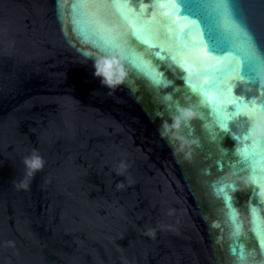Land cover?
<instances>
[{
  "label": "snow or ice",
  "instance_id": "snow-or-ice-1",
  "mask_svg": "<svg viewBox=\"0 0 264 264\" xmlns=\"http://www.w3.org/2000/svg\"><path fill=\"white\" fill-rule=\"evenodd\" d=\"M81 5H74L73 14L77 13L78 8ZM163 7V5H161ZM172 12L177 14V19L179 21L180 17H183L184 23L179 29L180 35H187L191 41V44L185 43L183 47L189 52L193 48L199 49L203 57H208L212 53H235L240 59H233L229 62L228 67L236 69V76L230 80H225L227 72H220L219 75L212 78V80L205 81V86L214 88L217 90L219 98L225 99L227 97V103L223 105V111L231 112L233 115L230 117H224L219 119L220 128L226 133L228 131V122L239 116H246L250 123L249 116L245 115L246 111L252 110L255 107L253 101H246L245 99H238L234 95V82L242 81L245 79L258 80L259 77L253 79L251 75L254 66L257 63H261V59L258 57L254 45L253 37L248 30L247 24L245 22L244 16L240 9L237 7V0H178V3L171 5ZM168 13H166L167 15ZM207 22V23H206ZM105 44L109 46H115L111 40L104 41ZM147 43V41H144ZM153 47H156L153 45ZM162 51V50H161ZM157 56L160 55L159 52L156 53ZM264 56V53H261ZM169 60H176L175 56H169ZM135 63V61H133ZM221 62L217 61V64L213 66L216 70H219ZM137 67L141 70H146V66L142 64H137ZM194 65L188 64L186 59H182L179 68L183 69L185 72L189 71ZM244 73V75H242ZM147 75L155 80V76L151 71H147ZM185 83H188L185 80ZM189 87L196 90L195 85L189 84ZM226 94V96H225ZM206 101L208 103L214 102L215 98L208 97L205 93ZM234 106V111H229L228 106ZM247 133V132H246ZM246 133L240 136H234V139L241 145L245 142H250L256 144L258 141L251 139ZM241 157L242 162L249 163L252 159L251 154L245 149L238 152ZM226 188L235 191L234 184H228L225 187L218 189L217 194L222 195L225 206L228 208V220L230 221L232 228V238L238 239L242 234V224L238 213L232 204L231 196L226 191ZM252 217V231L257 237L260 244L261 252L264 253V230L260 229V218L257 215L255 208L251 210ZM231 252L234 256L238 258V264H245L246 254L245 249L242 244H233L231 246Z\"/></svg>",
  "mask_w": 264,
  "mask_h": 264
},
{
  "label": "clouds",
  "instance_id": "clouds-1",
  "mask_svg": "<svg viewBox=\"0 0 264 264\" xmlns=\"http://www.w3.org/2000/svg\"><path fill=\"white\" fill-rule=\"evenodd\" d=\"M122 59L123 56L119 52L111 56L101 57L94 64V75L101 78L102 84L107 83L110 85L114 83L115 81L112 78L111 68L113 65L119 66L120 60ZM244 114L249 116L250 118V126L246 134L253 140L264 139V105L255 103L254 109L246 111ZM195 116L196 113L191 109H182L180 111V115L175 118L176 123L177 125H179L182 119L189 120L194 118ZM23 163L24 175L17 184L19 188H26L27 183L35 175L36 171L42 169L44 165L43 158L35 149L31 154L24 157ZM125 168L126 165L123 162L118 163L115 169L117 175H122ZM118 187H120V185H118Z\"/></svg>",
  "mask_w": 264,
  "mask_h": 264
}]
</instances>
